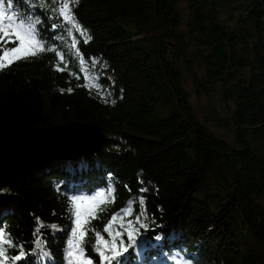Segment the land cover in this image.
Returning a JSON list of instances; mask_svg holds the SVG:
<instances>
[{"label":"trees","instance_id":"16d2710c","mask_svg":"<svg viewBox=\"0 0 264 264\" xmlns=\"http://www.w3.org/2000/svg\"><path fill=\"white\" fill-rule=\"evenodd\" d=\"M63 2L14 0L56 51L0 71V151L23 130L71 122L106 139L0 186V231L30 253L17 264H69V197L109 185L114 202L90 222L131 200L125 222L143 210L149 229L123 264H264V0H68L87 43Z\"/></svg>","mask_w":264,"mask_h":264},{"label":"snow or ice","instance_id":"6c2138e0","mask_svg":"<svg viewBox=\"0 0 264 264\" xmlns=\"http://www.w3.org/2000/svg\"><path fill=\"white\" fill-rule=\"evenodd\" d=\"M14 0H0V71L7 67H10L12 63L17 60L25 59L28 56H36L37 54L44 51H56L55 48H46L43 38L40 36L37 25L41 22L38 18H33L25 13L19 12L14 9ZM6 4V6H5ZM59 14L66 23H70L72 28L79 32L80 36L84 38V42L87 43L91 39L87 35L86 30L82 29L78 22H76L74 15H72L69 9L68 0H64L62 3ZM52 29L54 30L57 25L53 24ZM77 41L73 38V45ZM9 45H13L9 47ZM77 54H79L77 52ZM58 60L61 63L64 62L63 54L57 52ZM81 65H83L84 59L81 56ZM98 63L95 59L92 60V64ZM57 71H63L60 68L59 63L56 65ZM79 79V76H77ZM89 80L94 81L95 77H89L85 73V84L84 87H96L99 89L98 84H90ZM63 91V90H61ZM67 91L71 92L69 88ZM101 98H104L101 93ZM113 103L115 101H112ZM141 192H146V188H141ZM115 189L111 185L106 190L101 189L98 193L93 196H71L70 209L73 216V228L71 231V237L68 240V246L66 248V259L69 264H93L92 260L85 254L83 247L85 237L87 236L88 229L86 225L91 219L97 218L98 212H102L103 205L114 202ZM141 206L144 204V198L141 196L139 199ZM133 201L128 202V207L115 213L110 218L109 222L105 225L103 232L107 234V239L100 232H95V246L94 250L100 257V264H123V257L129 253L130 249H134L138 246L139 237L141 235L140 229L148 231V225L141 223V217L145 216L142 210L135 220H127L125 217L132 215ZM38 227L35 229V234L39 233L41 228L44 227L43 223L37 217ZM119 220V223L116 222ZM114 224L116 227L114 228ZM139 225V227H136ZM51 228H56V225H50ZM124 236H127V243L125 242ZM160 239L159 236L156 237ZM41 243L39 240L36 241V247L39 248ZM24 244H17L11 238L9 233L0 231V264H17V262L26 260L30 253H25ZM12 248H16L17 252L15 255L9 257L8 251ZM43 255H48L43 253Z\"/></svg>","mask_w":264,"mask_h":264},{"label":"water","instance_id":"95a60500","mask_svg":"<svg viewBox=\"0 0 264 264\" xmlns=\"http://www.w3.org/2000/svg\"><path fill=\"white\" fill-rule=\"evenodd\" d=\"M54 132H56L55 136L53 135ZM23 137L26 138L29 137L31 139L37 138L39 142H43L45 145L47 144L46 147L51 149V152L53 154L48 156L46 159L45 158L41 159L38 163L34 164L28 171H25V173L20 174L17 177L15 176L14 178L9 179L8 181L5 180L4 182H0V186L9 183L15 178L26 176L36 166L48 160H56V159L58 160L61 158L79 156L86 153L98 151L106 139L100 127L94 126L89 123L71 122L68 124L43 126L34 129H26L12 136L10 139L6 141L3 149L0 151V155L3 154L8 144H11V142L13 143L14 140H17L18 142V139ZM63 137L66 138V140L68 141L66 149L62 147V143L61 146L59 147L57 146V144L59 143V139L62 140ZM12 147L13 144L9 147L8 151L12 150L13 149ZM2 156H0L1 160H2Z\"/></svg>","mask_w":264,"mask_h":264},{"label":"bare ground","instance_id":"6f19581e","mask_svg":"<svg viewBox=\"0 0 264 264\" xmlns=\"http://www.w3.org/2000/svg\"><path fill=\"white\" fill-rule=\"evenodd\" d=\"M16 142L17 140H14L13 143L8 144L3 154L0 155H3L2 160L0 157V182L8 181L15 176L17 177L25 173V171H28L41 159H46L53 154L51 149L46 147L47 144L45 145L43 142H39L37 138L31 139L29 137H23ZM12 144L13 149L8 151Z\"/></svg>","mask_w":264,"mask_h":264},{"label":"rangeland","instance_id":"374dc122","mask_svg":"<svg viewBox=\"0 0 264 264\" xmlns=\"http://www.w3.org/2000/svg\"><path fill=\"white\" fill-rule=\"evenodd\" d=\"M55 133V134H54ZM53 133V135L55 136L56 135V132H54ZM64 136V135H63ZM65 139V140H64ZM63 140V141H62ZM62 140H60L59 139V143L57 144V146L59 147V146H61V143H62V147H64L65 149L67 148V143H68V141L66 140V138H64L63 137V139ZM62 141V142H61ZM53 146H54V144H53ZM56 146V145H55ZM52 148H54V147H52ZM90 150V149H89ZM91 150H93V149H91ZM109 214L108 215H106V217H107V220L109 219L110 220V211L108 212ZM103 219V215H102V217H101V219H100V222H97V221H94V222H89L87 225H86V227H89L90 226V230H89V234L91 235V242H90V247H91V249L92 248H94V246H95V232H99L98 231V227L100 226L99 224L101 223V224H103L104 226L109 222H106V220L105 221H103L102 220ZM92 223V224H91ZM117 224L119 223V220L116 222ZM116 227V224H114V228ZM103 235L105 236V239H107L108 237H107V234L106 233H103ZM83 247H84V249H85V254H87L89 251H90V249H88V247L87 246H85L84 244H83ZM89 250V251H88ZM90 253V255L92 254V252L90 251L89 252ZM92 257V256H91Z\"/></svg>","mask_w":264,"mask_h":264}]
</instances>
